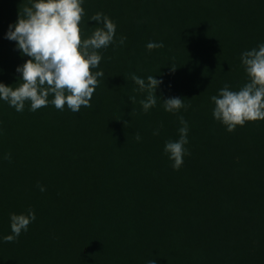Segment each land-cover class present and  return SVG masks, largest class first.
I'll return each instance as SVG.
<instances>
[{"label": "trees", "instance_id": "obj_1", "mask_svg": "<svg viewBox=\"0 0 264 264\" xmlns=\"http://www.w3.org/2000/svg\"><path fill=\"white\" fill-rule=\"evenodd\" d=\"M26 5L0 0V82L13 87L29 57L5 33ZM83 7L82 40L96 12L116 27L92 69L104 78L90 107L33 112L26 102L17 112L0 101V264H264V121L228 132L210 100L225 84L247 82L240 56L264 42V0ZM149 41L164 47L148 50ZM132 74L162 81L148 112ZM170 97L184 100L178 114L164 110ZM179 115L189 143L176 170L164 145L179 138ZM29 209L28 230L4 241L10 214Z\"/></svg>", "mask_w": 264, "mask_h": 264}, {"label": "clouds", "instance_id": "obj_2", "mask_svg": "<svg viewBox=\"0 0 264 264\" xmlns=\"http://www.w3.org/2000/svg\"><path fill=\"white\" fill-rule=\"evenodd\" d=\"M84 0H29V5L19 13L18 20L8 26L5 38L14 41L23 56L29 57L17 66L18 86L13 87L0 82V101L8 103L17 112H22L26 102L30 111L52 104L63 110L65 105L72 112H79L81 107L89 108L90 101L103 80V73L92 71L101 63V51L113 47L116 27L110 18L102 12H96L89 18L95 22L90 36L81 39V21L85 15ZM88 22V23H89ZM89 27V26H88ZM125 40H120L116 47L123 48ZM164 43L149 41L148 50L163 48ZM246 73L247 82L239 90H232L225 84L218 94L210 97L214 104L213 118L232 132L237 126H244L249 121H264V42L245 50L240 56ZM132 81L138 91L145 92L139 101L142 109L148 112L156 106V90L162 83L153 75L143 78L132 74ZM49 96L52 99L49 100ZM166 112L178 114L184 108V100L170 97L163 100ZM179 138L168 140L164 152L172 161V167L178 170L188 154L189 125L182 115L178 116ZM153 135H159V129ZM136 139H141L136 135ZM44 191V187L40 186ZM35 212L11 213V234L3 237L6 242L18 238L35 221ZM148 264H157L151 259Z\"/></svg>", "mask_w": 264, "mask_h": 264}]
</instances>
